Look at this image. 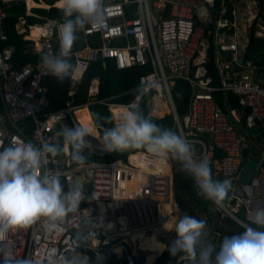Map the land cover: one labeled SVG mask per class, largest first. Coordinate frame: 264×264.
Wrapping results in <instances>:
<instances>
[{"label": "built area", "instance_id": "obj_1", "mask_svg": "<svg viewBox=\"0 0 264 264\" xmlns=\"http://www.w3.org/2000/svg\"><path fill=\"white\" fill-rule=\"evenodd\" d=\"M18 3L0 0V40L6 39L7 9ZM105 12V27L96 30L86 26L82 32L84 45L72 50L76 70L68 77L70 87L79 82L91 62L100 58L114 59L121 69L149 63L152 69L140 76V84L133 89L137 93L134 98L121 103L99 101L107 107L113 126L120 114L138 107L141 98L149 94L145 101L147 115H171L170 129L175 128L194 144L198 157L208 158L215 148L223 151V157L213 164L215 173L233 184L231 198L235 204L228 211L235 216L239 205H244L250 215L248 207L253 199L243 194L238 177L245 160L242 152L250 148L251 139L222 110L213 92L233 93L240 114L245 112L246 129L264 132V67L243 58L252 28L255 37L264 38V0H105ZM53 22L62 19H47L39 26L41 32L32 39L31 54L57 52V32L50 27ZM91 36L97 37L94 43L89 41ZM211 43L218 85L206 76ZM13 53L11 45L0 47V150L21 142L37 147L42 143L63 144V154L46 156L43 168L37 171H59L65 192L67 183L79 178L86 199L80 203L78 214L67 217L57 231H46L43 220L27 229L10 230L0 239V264L24 259L31 264H60L62 256L68 264H110L112 254L120 257L113 247L122 246L123 250L126 238L171 230L178 216L170 159L161 160L146 149L108 153L89 136L87 164H73L69 146L56 133L62 124L69 128L82 125L74 111L93 101L81 105L66 102L63 107L49 109L44 80L51 75L44 74L40 58L14 67ZM175 78H183L191 86L187 109L181 116L170 92ZM89 94L95 92L89 90ZM97 131L100 133L99 128ZM134 154L137 158L131 159ZM89 217L100 225L96 239L77 246L76 233L94 230L87 226ZM111 242L116 244L111 247Z\"/></svg>", "mask_w": 264, "mask_h": 264}, {"label": "clouds", "instance_id": "obj_2", "mask_svg": "<svg viewBox=\"0 0 264 264\" xmlns=\"http://www.w3.org/2000/svg\"><path fill=\"white\" fill-rule=\"evenodd\" d=\"M60 12L62 22L50 25L57 32L58 51L40 56L44 74L55 77L58 83L76 70L72 50L80 33L86 26L102 30L107 23L105 0H60ZM111 119L96 113L87 125L72 128L61 125L56 135L69 146L70 159L76 165L87 164L85 150L91 144L86 137L91 136L108 153L146 149L161 160L171 159L180 165L181 172L193 179L198 195L216 206H222L228 199L233 189L232 181L214 179L209 159L198 157L194 145L176 131L163 128L136 106L120 114L113 127H103L100 123L111 122ZM98 128H102V133H98ZM63 152L61 143H42L37 147L32 142H21L0 150V239L10 230L27 229L41 220L46 231H57L67 217L78 214L80 203L86 199L82 181L74 179L67 183L65 192L59 171L47 170L43 174L37 171L43 168L46 156L57 157ZM251 222L257 228L248 227L240 234L225 237L217 251L203 239L206 221L184 215L174 224L175 235L170 244L162 245L161 249L171 256L184 255L189 264H264V231L258 230L264 229V210L257 211ZM87 226L94 230L82 229L76 233L77 246L96 239L99 223L89 217ZM16 264H31V261L24 259ZM60 264H68L64 256Z\"/></svg>", "mask_w": 264, "mask_h": 264}, {"label": "trees", "instance_id": "obj_3", "mask_svg": "<svg viewBox=\"0 0 264 264\" xmlns=\"http://www.w3.org/2000/svg\"><path fill=\"white\" fill-rule=\"evenodd\" d=\"M32 12L33 14L31 15L25 14L23 1H20L17 5H11L7 9V17L4 22L6 39L0 40V47L5 45H11L14 47L12 63L16 68H19L29 60L36 61L40 58V55L27 52V48L30 47L29 40L24 39L23 33L19 34L15 28V23L18 21V17L23 15L28 24L40 23L46 19H62L60 7L56 6H50L47 9L33 8ZM96 38V36L89 37L90 43H94ZM82 45H84V41L83 35L80 33L79 39L73 49L79 48ZM207 54V62L205 63L206 76L211 78V83L213 85H218L219 76L214 60L213 43H211ZM243 58H249L260 67H264V38L255 37L253 34V28L251 29L248 46ZM151 69L152 67L149 63L144 65L135 64L121 69L116 66L114 59L107 58L103 60L100 58L89 64L79 82L74 85L72 94H68L71 84L68 77L58 83L55 77L48 76L44 80V83L48 88V96L50 100L49 109L63 107L67 101L72 105H81L93 101L88 107L92 118H94V114L96 113H99L102 117H111L107 107L99 101H113L118 103L130 101L137 94L133 89L140 84V76L148 73ZM94 78H97L98 80V87L95 95L91 96L89 95V87ZM261 80L264 83V77H262ZM170 92L177 114L179 116L183 115L187 109L191 93L190 83L183 78H175L174 83L170 88ZM148 96L149 94L144 95L138 106L146 116L148 115L145 101ZM213 96L222 110L227 112L237 125L240 124L242 127L246 128L245 112L240 114V106L237 102V97L233 93H225L221 90H216L213 92ZM77 113L79 119L84 125L92 122L85 106L82 109H78ZM235 114H238V116ZM151 118L163 128L170 129L173 125L172 116L169 114H166L162 118ZM100 123L103 124V127H113L112 119L111 122L105 123L101 121ZM173 130L177 132L175 128ZM99 131L102 133V128H99ZM194 147L196 148L195 145ZM223 155V151L217 148L213 149L209 155L213 177L219 181H223V177L220 174L215 173L216 170L213 161L221 159ZM71 162L74 164L72 160ZM170 163L172 165L174 181L173 193L177 206L178 219L184 215H190L198 220L202 219L206 221L207 228L203 238L205 242H210L215 246L216 250L219 251L220 244L225 237L240 234L247 228L228 215L222 208L216 206L212 201L198 195V189L193 179L186 173L180 171V165L177 162L170 159ZM233 204H235V200L231 198L230 192L228 199L223 205L227 209H231ZM235 216L248 226L257 228V225L247 219L244 205H239ZM258 230L264 231V229ZM174 235V232L170 235L169 244ZM115 244L116 242H111L109 245L112 247ZM180 256L181 255L171 256L166 250H164L152 264H189L188 258L179 259ZM129 262H131V264H142L143 256L140 258L129 257V255L124 252L119 258L112 254L110 259V264H128Z\"/></svg>", "mask_w": 264, "mask_h": 264}, {"label": "crops", "instance_id": "obj_4", "mask_svg": "<svg viewBox=\"0 0 264 264\" xmlns=\"http://www.w3.org/2000/svg\"><path fill=\"white\" fill-rule=\"evenodd\" d=\"M24 2V6H25V14L26 15H31L33 14L32 9L33 8H49L50 6H56L59 7L58 5H55L56 2L58 0H30L32 2V4H29V0H19ZM47 21L44 20L40 23H34V24H28L26 21V18L21 15L18 17V21L15 23V28L16 31L19 34L23 33V38L29 40L30 43V47L27 48V52H29L30 54L33 52V41L32 39H35L39 33L41 32V29H39V26H41L43 23H45ZM32 30H36V33L31 34ZM31 34V35H30ZM38 34V35H37ZM33 37V38H32ZM105 63V61H104ZM97 87H98V80L97 78H94L91 81L89 90H92V93H96L97 92ZM73 88L74 85L70 87L68 94H72L73 92ZM90 95V94H89ZM95 95V94H94ZM93 96V95H91ZM69 102V101H67ZM88 110L89 115L91 116L90 112H89V106H85ZM92 118V116H91ZM239 129H241L246 135L247 137H250L251 139V144H250V148H249V155H254L258 158H260L261 161L264 162V132H257V131H249L247 129H245L244 127H242V125H238ZM209 159V157H208ZM214 163V161H213ZM239 188H243V190H241L243 192L244 195L246 196H250V198L253 199V203L252 205H250L248 207V209L252 212L250 215L248 212H246V208H245V215L247 217L248 220L252 221V218L254 217V213L259 211V210H264V166L259 169V173L258 176L249 184L248 183H241L239 182ZM247 185V186H246ZM246 186V187H245ZM245 207V206H244Z\"/></svg>", "mask_w": 264, "mask_h": 264}, {"label": "rangeland", "instance_id": "obj_5", "mask_svg": "<svg viewBox=\"0 0 264 264\" xmlns=\"http://www.w3.org/2000/svg\"><path fill=\"white\" fill-rule=\"evenodd\" d=\"M74 115H75V117L81 122V124L82 125H84L83 123H82V121L79 119V117H78V113H77V110L76 111H74ZM235 115H237L238 116V114H235ZM246 129V128H245ZM196 149V148H195ZM196 151H197V149H196ZM250 182H248V184H249ZM238 184H240V183H238ZM105 216H108V214H106ZM174 226L171 228V230H169V231H167V232H165V233H163V234H158V233H156L157 234V239L158 240H162L163 242H164V244L165 245H168L169 244V240H170V235L174 232ZM154 231H152V232H148V233H145L144 234V236H149L151 233H153ZM155 234V233H154ZM139 237H140V234L138 235V237L137 238H133V240H131V239H129V238H126V241L127 242H124L125 243V245H124V249L123 250H121L122 249V246H120V247H113L114 248V250H115V252H116V254L118 255V256H121V255H123V253L125 252V253H127L128 255H129V257H135V258H140L141 256H143V262H142V264H152L154 261H155V259L164 251H162L161 253H155V252H152V251H150V250H148V249H141V248H139ZM147 256H151L152 257V259H151V261H147ZM180 257H184V255H181ZM128 264H131V262H129Z\"/></svg>", "mask_w": 264, "mask_h": 264}, {"label": "water", "instance_id": "obj_6", "mask_svg": "<svg viewBox=\"0 0 264 264\" xmlns=\"http://www.w3.org/2000/svg\"><path fill=\"white\" fill-rule=\"evenodd\" d=\"M255 130L259 131V128H255L252 131H255ZM248 153H249V148H245L242 152V155L245 158V160L240 168L239 177H238L239 182L244 183V184L248 182H252L258 176L259 169H261L264 166V162L261 161L260 158L254 155H249ZM219 207L222 208L228 215L234 218L241 225L247 228L250 227L246 223L242 222L237 217H235L233 214H231L224 205L219 206ZM109 230L112 231L113 228L110 227Z\"/></svg>", "mask_w": 264, "mask_h": 264}, {"label": "bare ground", "instance_id": "obj_7", "mask_svg": "<svg viewBox=\"0 0 264 264\" xmlns=\"http://www.w3.org/2000/svg\"><path fill=\"white\" fill-rule=\"evenodd\" d=\"M29 4L30 5L32 4V2L30 0H29ZM55 5H58L60 7V0H58ZM31 31H32L31 34H33V36H34V34L36 33V30H32L31 29ZM83 107L84 106L79 107L76 110L82 109ZM134 158H137V156L135 154L133 156H131V159H134ZM156 233H158V232L157 231H154L148 237L147 236H144V234H140L139 242H138L139 243V248H141V249H148V250H150L152 252H155V253H158V254L161 253L163 251L161 249L163 247L162 245H165V244H164V242L162 240H158L157 239V237H156L157 234ZM146 259L149 262V261H151L152 257L151 256H147Z\"/></svg>", "mask_w": 264, "mask_h": 264}, {"label": "flooded vegetation", "instance_id": "obj_8", "mask_svg": "<svg viewBox=\"0 0 264 264\" xmlns=\"http://www.w3.org/2000/svg\"><path fill=\"white\" fill-rule=\"evenodd\" d=\"M152 234V233H151ZM157 237V236H156Z\"/></svg>", "mask_w": 264, "mask_h": 264}]
</instances>
